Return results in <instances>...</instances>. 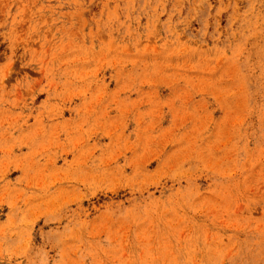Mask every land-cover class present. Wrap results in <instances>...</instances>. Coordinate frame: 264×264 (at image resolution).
I'll list each match as a JSON object with an SVG mask.
<instances>
[{
  "label": "rangeland",
  "instance_id": "1",
  "mask_svg": "<svg viewBox=\"0 0 264 264\" xmlns=\"http://www.w3.org/2000/svg\"><path fill=\"white\" fill-rule=\"evenodd\" d=\"M0 264H264V0H0Z\"/></svg>",
  "mask_w": 264,
  "mask_h": 264
}]
</instances>
